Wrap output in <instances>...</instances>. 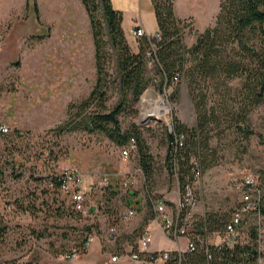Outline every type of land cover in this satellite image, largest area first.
I'll return each instance as SVG.
<instances>
[{"label":"rangeland","instance_id":"1","mask_svg":"<svg viewBox=\"0 0 264 264\" xmlns=\"http://www.w3.org/2000/svg\"><path fill=\"white\" fill-rule=\"evenodd\" d=\"M176 1L178 7L194 14L185 19L184 42L191 45L196 34L214 22L207 10L212 0ZM141 23L147 35L154 34L153 13L122 19L133 48L136 36L131 29ZM110 71L115 75L113 62ZM150 76L134 103L136 111L128 107L121 118L123 127L130 122L140 127L155 172L147 185L140 172L134 184L123 186L122 177L139 167L137 149L123 156L121 146L102 133L79 127L62 132L54 129L67 119L68 105L85 98L95 80L93 39L83 4L80 0H0V122L8 127V132L0 133V215L7 225L0 243V264H83L81 252L72 259L64 255L73 252L88 234L95 235L91 247L100 244L111 252L123 248L126 241L135 244L139 234L136 230L124 233L130 220H122L120 214L140 203L153 211L149 197L162 200L176 216L181 195L178 179L166 169L167 133L173 116L192 126L196 115L186 81L179 78L160 89L152 72ZM147 92L161 95L170 108L161 118L144 123L140 101ZM118 98L113 82L108 105L113 106ZM249 124L255 134L247 139L227 129L211 140L217 160L192 184L187 210L190 224L210 214L230 218L240 205L233 182L244 173L256 175L264 189V105L249 113ZM70 170L87 187L79 210L71 191L56 188L50 180L51 175ZM104 176L107 184L100 185ZM252 225L257 226L264 255V222L253 212L242 213L240 242L249 241ZM111 226L116 232L119 229L114 241L108 240ZM166 240L162 244L173 246V239Z\"/></svg>","mask_w":264,"mask_h":264},{"label":"trees","instance_id":"2","mask_svg":"<svg viewBox=\"0 0 264 264\" xmlns=\"http://www.w3.org/2000/svg\"><path fill=\"white\" fill-rule=\"evenodd\" d=\"M80 1L93 39L95 80L85 98L68 105L67 119L54 129L62 132L79 127L99 132L121 148L133 138L138 168L147 185L155 172L154 158L140 127L134 122L123 127L121 116L128 107L132 113L136 111L134 103L148 85L151 72L160 89L179 78L186 81L195 123L188 126L173 116L165 159L168 173L176 176L179 183L183 202L179 208L180 225L188 218L186 186L192 187L217 160L211 140L227 129L245 139L255 134L249 113L264 105V0H220L213 24L198 32L191 45L184 42L187 24L175 14L174 0H151L159 39L154 35L136 37V51L126 39L122 12L113 7L111 0ZM112 62L115 75L110 71ZM113 82L117 83L119 98L110 107L109 89ZM50 180L60 188L62 175H51ZM156 200L159 199L149 197L152 206ZM261 208L264 215V204ZM228 220L215 214L191 224L187 219L186 226L192 225V229L184 235L196 243V249L169 251L163 264H256L260 252L255 225L248 229L247 242L219 246L205 242L209 233H223ZM6 231L0 215V243ZM85 238L76 248L81 253L86 251L82 248Z\"/></svg>","mask_w":264,"mask_h":264},{"label":"built area","instance_id":"3","mask_svg":"<svg viewBox=\"0 0 264 264\" xmlns=\"http://www.w3.org/2000/svg\"><path fill=\"white\" fill-rule=\"evenodd\" d=\"M132 34L136 37L146 35V32L141 25H136L132 28ZM156 39H159V33L154 34ZM8 132V127L0 122V133ZM181 145V142H179ZM135 148V141L131 138L127 145L121 148V154L123 156H128L130 151ZM127 175H124L121 180L123 186H128L134 184L137 181V175L141 172L140 168L134 170ZM198 174V173H196ZM62 175V183L60 189L65 192L71 191V199L74 203L76 209H82V204L84 202V191L87 187L83 186L82 179L80 175L74 170L66 171ZM107 176L102 177L99 180L100 185L107 184ZM234 188L240 193L239 207L235 209L229 220L226 222L223 231V238L219 244L216 245H232L235 242L240 241L239 227L242 223V213L253 212L258 215L259 220L264 222V215L261 213V207L264 204V189L261 187L259 180L253 173H244L238 178L234 179ZM191 187L186 186V193L184 196L185 203L190 204L191 202ZM178 212L177 216L173 217L172 214L167 210L164 202L162 200H156L153 203V209L157 214V219L159 220L162 229L168 234L178 236L184 235L187 230V218L185 217L183 222L178 224L179 208L183 206V202L179 200L178 202ZM136 210L134 207H128L121 212L120 218L124 221L128 220L134 216ZM95 235L88 234L83 242L82 248L87 249L90 244L94 241ZM117 238L116 227L111 226L108 228V240L114 241ZM151 237L149 234L144 233L139 241L136 250L131 251L128 257L136 262L137 264H146L152 262H161L162 264L169 258L170 252L167 250H160L153 252L148 250ZM261 244L258 241V251L259 256L257 257L256 264H264V255L262 254ZM196 249V243L193 241H188L187 250L193 251ZM80 252L78 249H73V252H68L64 255V258L72 259V257ZM119 259L118 254H112L110 256V261L115 262Z\"/></svg>","mask_w":264,"mask_h":264},{"label":"crops","instance_id":"4","mask_svg":"<svg viewBox=\"0 0 264 264\" xmlns=\"http://www.w3.org/2000/svg\"><path fill=\"white\" fill-rule=\"evenodd\" d=\"M111 3L115 9H118L122 12V19L124 15L134 16L138 14L141 17L143 12L144 14L145 13L154 14L153 5H152L151 0H111ZM219 3H220V0H212L211 8L207 9L209 12H211L210 14L213 17H215L216 13L219 10ZM193 4H195V6L200 5L201 7H203L201 3L200 4L193 3ZM174 10H175V14L178 17L183 18V19H186L189 17L192 18V16L194 15L190 9L183 10L180 7H178L176 0H174ZM140 25L143 26L142 23ZM156 32H157V25L154 30V34ZM147 36H152V35H147ZM129 44L131 45L130 42ZM131 48L134 51L137 50L136 41H135V48H133L132 45H131ZM129 207H132V206H129ZM135 210H136L135 215L127 220V221L130 220L128 222L129 225L126 227V230H124L125 231L124 233H131L134 230L138 232L139 235H138L137 240L135 241V244L126 241L124 244H122L123 248L118 247L119 249L118 251L111 252L110 248L106 250L101 249L100 244H98L97 246L91 247V244H92L91 243L90 246L86 249V251L79 255L80 259L81 260L83 259V264H137L136 262L132 261L128 257V254L131 251H134L137 249L138 241L144 233L149 234L151 237V241L148 246V250L150 251L167 250V251L181 252L187 249V243H188L187 236L185 235L174 236V235H171L165 232L162 229L161 224L159 220L157 219V214L154 210L151 212L146 210L145 207L142 206V203L137 204ZM145 217L147 219L144 222ZM118 230L119 229H117V233H118ZM222 238H223L222 233L212 232L207 235L205 242L208 244L216 245L222 241ZM166 239H173V243H174L173 246L172 245L170 246L168 244H162L163 240L165 241ZM166 243H167V240H166ZM112 254H118L119 259L115 262L110 261V256ZM51 263L53 262L50 261L47 263H34V264H51ZM152 263L161 264L160 262H152ZM66 264H72V263L67 262Z\"/></svg>","mask_w":264,"mask_h":264},{"label":"bare ground","instance_id":"5","mask_svg":"<svg viewBox=\"0 0 264 264\" xmlns=\"http://www.w3.org/2000/svg\"><path fill=\"white\" fill-rule=\"evenodd\" d=\"M170 106L161 95L153 92L144 94L140 101L141 120L150 118H161L169 110Z\"/></svg>","mask_w":264,"mask_h":264},{"label":"water","instance_id":"6","mask_svg":"<svg viewBox=\"0 0 264 264\" xmlns=\"http://www.w3.org/2000/svg\"><path fill=\"white\" fill-rule=\"evenodd\" d=\"M146 121H147V120H146ZM146 121H143V122L145 123Z\"/></svg>","mask_w":264,"mask_h":264}]
</instances>
